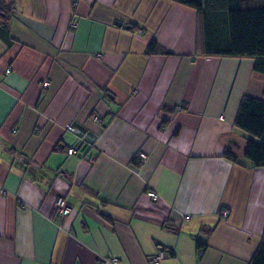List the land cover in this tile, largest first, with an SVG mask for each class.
Masks as SVG:
<instances>
[{"label":"crops","instance_id":"0c3cea01","mask_svg":"<svg viewBox=\"0 0 264 264\" xmlns=\"http://www.w3.org/2000/svg\"><path fill=\"white\" fill-rule=\"evenodd\" d=\"M1 22L0 264H152L158 246L160 264L249 263L264 166L234 121L264 98L251 58L197 53L196 12L171 0H14Z\"/></svg>","mask_w":264,"mask_h":264},{"label":"trees","instance_id":"16d2710c","mask_svg":"<svg viewBox=\"0 0 264 264\" xmlns=\"http://www.w3.org/2000/svg\"><path fill=\"white\" fill-rule=\"evenodd\" d=\"M196 12V52L205 56L241 57L253 60V70L264 74V0H171ZM14 0H0V20L6 21L13 12ZM148 53H167L156 41ZM235 127L253 137L246 138L243 156L254 167L264 166V98L242 97L234 121ZM232 161L236 156L225 151ZM136 166L141 161L135 157ZM168 253V252H167ZM169 255V253H168ZM248 264H264V231L261 242Z\"/></svg>","mask_w":264,"mask_h":264},{"label":"built area","instance_id":"2783aa9c","mask_svg":"<svg viewBox=\"0 0 264 264\" xmlns=\"http://www.w3.org/2000/svg\"><path fill=\"white\" fill-rule=\"evenodd\" d=\"M76 26V22L73 21L71 23V27H75ZM42 86L45 88V87H48L50 82L47 81V80H44L41 82ZM222 118V116L220 117ZM94 120H98L97 117H94ZM79 151V147L74 145V146H71L69 149H68V154H76L78 153ZM139 158L141 160H145L146 159V154L144 152H142L141 154H139ZM2 193H4V190H2ZM152 198H157L158 195L157 193L153 192V191H150L148 193ZM54 209L56 211V213L59 215V216H65V215H68L72 209H73V206L72 204H70L66 199L65 197L63 196H58L55 200V203H54ZM224 215L227 214V211H223L222 212ZM199 253L201 254L202 253V250L199 251ZM168 255L167 251L162 247V246H158V249H157V252L156 254L152 257L151 259V263L152 264H160L161 261ZM117 259L115 258H112V259H107V260H104L105 263H115Z\"/></svg>","mask_w":264,"mask_h":264},{"label":"rangeland","instance_id":"374dc122","mask_svg":"<svg viewBox=\"0 0 264 264\" xmlns=\"http://www.w3.org/2000/svg\"><path fill=\"white\" fill-rule=\"evenodd\" d=\"M252 83H255V86H256V87H257V86H262V87H264V82H263V81H261V83H259V84H258V82H254V81L251 82V81H250V82H249V87H253L254 84H252ZM242 133H243V132H242ZM243 136H247V135H246L245 133H243ZM243 136L240 137V140L244 142V140H245L246 138H243Z\"/></svg>","mask_w":264,"mask_h":264}]
</instances>
